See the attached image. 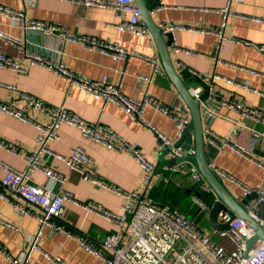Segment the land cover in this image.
I'll return each mask as SVG.
<instances>
[{"label":"crops","instance_id":"obj_1","mask_svg":"<svg viewBox=\"0 0 264 264\" xmlns=\"http://www.w3.org/2000/svg\"><path fill=\"white\" fill-rule=\"evenodd\" d=\"M153 1L146 0L147 4ZM0 3L22 10L28 17L55 23L73 35L91 36L119 44L134 52L125 59H118L77 41H63L59 32L25 30L21 20L13 21L0 15V30L20 40L17 46L9 39L0 37V52L18 60L27 69L26 72H18L0 67V100L23 107L25 105L20 92L26 90L48 104L69 108L88 122L110 125L124 139L138 144L145 156L157 163L150 181L143 180L144 170L134 156L85 136L75 125L61 123L58 127L60 139L49 142L48 147L55 154L67 156L72 147L83 146L90 158L87 165L94 174L123 190L146 192L155 202L178 209L214 234L215 229L209 222L210 210L216 200L212 190H202L199 183L192 180L191 172L163 168L165 163L175 162L185 164L191 170H198L194 159L176 162L173 156L164 155L161 149H157L158 138L151 128L134 123L119 105L95 98L42 65H30L25 54L30 51L60 59L70 69L95 80L107 76L125 94L134 98L148 96L167 105L181 104V95L163 69L152 36L119 30L116 24L120 17L107 7L87 6L70 0H0ZM225 8H228L229 13L222 28L224 39L219 34L198 29L173 30L171 55L181 73L196 71L207 78L217 75L214 78L217 90L214 100L221 103L220 108L203 105V109L214 118L211 125H204L207 145L209 129L243 150L253 147V157L260 161L264 158V120L243 116L241 110L224 104L222 100L239 102L264 113V52L258 48L264 45V0H161L153 17L159 25L172 22L196 28H219L223 21L222 10ZM125 17L129 15L125 14ZM220 46H223L222 50ZM146 56L157 60L160 72L154 71ZM222 77L233 81H225ZM192 83L193 80L187 79V85ZM7 85H14L17 89L10 90ZM27 111L36 121H47L44 114L28 108ZM144 117L167 137L175 136L173 119L153 105L146 107ZM254 131L260 133L259 139H253ZM37 133L33 122L0 111V139L5 144L0 145V160L15 168H24L26 160L8 147L34 152L38 149ZM191 133L194 142L193 131ZM207 149L214 168L224 171L233 179L218 173L236 197H245L239 183L264 189V170L259 162L233 148L215 150L210 146ZM40 160L64 179L59 180L42 170H35L32 180L53 192L62 188L74 196V199L65 200L64 212L59 220L77 235L95 244L100 243L113 230V225L104 217L88 212L78 203L95 201L111 211L121 212L125 198L83 179L78 171L70 169L64 160L54 154L42 151ZM3 175L4 171L1 170L0 190L9 199L0 196V264H7L6 254L19 259L27 256L39 230L37 218L33 214L19 212L13 202L25 204L35 212L40 209L4 187L1 183ZM195 196L200 197L210 209H203L195 201ZM214 237L227 249L234 248L229 237L217 234ZM38 246L39 249L31 251L29 264H56L46 254L58 256L67 264H102L99 256L83 248L76 236L59 232L50 226L43 228Z\"/></svg>","mask_w":264,"mask_h":264},{"label":"built area","instance_id":"obj_2","mask_svg":"<svg viewBox=\"0 0 264 264\" xmlns=\"http://www.w3.org/2000/svg\"><path fill=\"white\" fill-rule=\"evenodd\" d=\"M70 1L87 6L111 8L115 11L116 15L120 17V21L116 24L119 30L150 35L145 24L141 21L140 9L134 0ZM222 13L223 21L219 28H196L172 22L161 23L160 26L164 32L177 29H198L204 32L219 34V36L221 35V38L224 39L222 28L225 26V20L229 13L228 8L223 9ZM125 14H128L129 17L126 18ZM0 15L13 21L21 20L25 30H41L46 33L59 32L63 41H77L89 48H96L105 53L112 54L118 59H125L128 55L134 53L116 43L105 42L86 35H73L63 30L55 23L28 17L22 10L1 3ZM0 37L9 39L17 46L20 44V40L1 30ZM258 48L264 52V45H259ZM222 49L223 46H220V50ZM25 54L29 58L30 65H42L95 98L101 99L106 103L112 102L119 105L134 123H141L155 132L158 138L157 149L159 150L162 149L164 145L174 143L179 139L183 130L191 122L189 109L183 103L167 105L148 96L142 99L134 98L125 94L119 85L112 82L107 76H103L100 80H95L75 72L60 59L47 57L30 51H26ZM146 60L153 67L154 71H161L155 58L146 56ZM0 67L18 72L27 71L18 60L1 52ZM191 72L197 74L196 71ZM197 75L202 77L206 82L214 81V78L217 76L214 75L213 78H207L200 74ZM222 79L228 82L233 81L224 77H222ZM7 87L10 90L17 89L14 85H7ZM188 89L194 98L200 99L202 86L193 82L188 85ZM211 94V97L216 99V92L211 91ZM20 97L23 99L25 106L18 107L0 100V111L13 114L24 121L33 122L38 130L36 137L38 149L34 152H23L14 147H8L13 152L22 156L26 160V165L24 168L18 169L0 160V171H4L1 183L11 192L21 197L26 203L35 205L40 209L39 212H35L29 209L25 204L13 202L14 207L19 212L33 214L37 218L39 221V230L33 239L27 256L23 259H19L10 254H6L7 264H29L31 251L34 248L39 249L38 239L45 226H50L59 232L76 236L83 248L99 256L102 264H264V240H259L257 242L248 257L243 256L246 242L253 234V230L243 219L239 217L232 219V213L229 209L222 208L219 211L218 218L223 222L230 221V228L215 230L213 232L214 234H211L197 222L191 220L185 213L168 205H161L155 202L146 192L123 190L115 184L94 174L93 170L87 165L90 158L83 146L79 145L72 147L67 156L55 154L48 147L49 142L60 139L58 127L61 123L66 122L80 128L85 136L111 149L127 152L134 156L144 170L143 180L150 181L157 168V163L149 160L138 144L124 139L108 124L102 122H88L69 108L48 104L32 92L22 90L20 92ZM222 102L241 110L243 116H250L256 120H264V113L261 111L248 108L239 102L228 101L227 99L222 100ZM149 105H153L157 110L173 119L176 127L174 138H169L164 135L144 117L145 109ZM27 108L44 114V116L47 117V121H36L27 111ZM205 129L204 132L206 133ZM207 133L209 134H207V142L215 150H222L225 147L236 149L244 156L259 162L264 170V158L260 161L256 160L252 154L253 147L243 150L239 145L233 144L228 139L212 133L209 129H207ZM259 138L260 133L254 131L253 139L256 140ZM0 145H5L1 139ZM42 151L54 154L64 160L69 168L78 171L83 179L117 192L125 198L121 212L111 211L95 201L78 203L88 212H93L104 217L113 225V230L102 238L100 243L95 244L87 238L77 235L59 220L64 212L65 200L74 199V196L70 192L62 188L59 191L53 192L36 184L32 180V173L35 170H42L49 176L59 180L64 179L61 174L42 164L40 160V153ZM189 152L192 153V150ZM185 153L186 151L179 146L173 150L171 155L182 156ZM163 168L183 173L191 172L192 177L199 183V187L202 190L209 191L211 189L197 169L191 170L185 164L175 162L165 163ZM215 171L220 175L232 179L218 168H215ZM239 185L242 187L245 195L257 192L259 194L257 202L264 203L263 188L248 187L240 183ZM0 196L9 199L1 190ZM194 199L203 209H210L200 197L195 196ZM259 222L264 228V217L259 218ZM216 234L220 237H229L234 243V248L229 250L215 240L214 236ZM46 256L56 264H67L58 256L53 257L48 254H46Z\"/></svg>","mask_w":264,"mask_h":264},{"label":"water","instance_id":"obj_3","mask_svg":"<svg viewBox=\"0 0 264 264\" xmlns=\"http://www.w3.org/2000/svg\"><path fill=\"white\" fill-rule=\"evenodd\" d=\"M134 1L140 9L141 21L145 24L158 48L163 69L181 95L183 103L189 109L191 116V122L183 130L181 137L174 143L164 145L161 153L171 155L173 150L180 146L186 153L182 156H173L176 162L192 159L196 161L199 172L216 196L209 215V222L213 229L221 230L230 228V221L223 222L218 218L219 211L222 208H227L231 211L232 219L239 217L249 224L253 230V234L248 238L243 251V256L248 257L257 242L264 240V228L259 222V218L264 217V203L257 202L259 197L257 192L246 194L242 199L236 197L222 182L214 166L211 164L212 157L207 151L210 145L206 143L204 125H211L214 118L207 110L203 109V105H206L208 108H220L221 103L211 97V91L217 92L214 85L215 82H206L194 72L181 73L176 68L170 49L174 43V32H164L153 17V12L161 0H154L151 4H147L146 0ZM187 79L193 80L194 83L202 86L200 99H196L191 95L188 89ZM192 131L194 142L192 139ZM193 147L194 151L190 153L189 151ZM192 180L195 179L192 177Z\"/></svg>","mask_w":264,"mask_h":264}]
</instances>
